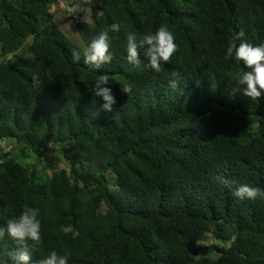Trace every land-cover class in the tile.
<instances>
[{"label": "trees", "instance_id": "1", "mask_svg": "<svg viewBox=\"0 0 264 264\" xmlns=\"http://www.w3.org/2000/svg\"><path fill=\"white\" fill-rule=\"evenodd\" d=\"M58 2L0 0V142L10 148L0 146V226L25 206L39 209L33 261L55 250L69 264H264V199L233 195L241 183L264 189V96L244 95L232 77L247 69L225 59L240 32L264 42V0H78L93 13L92 23L70 16L84 48L121 25L99 70L83 56L73 62L83 49L55 22ZM162 24L178 45L171 61L160 73L142 51L129 63L126 34ZM102 74L117 101L111 112L91 93ZM50 147L67 168L47 172ZM209 234L223 247L202 246ZM17 249L0 240V264H13Z\"/></svg>", "mask_w": 264, "mask_h": 264}, {"label": "clouds", "instance_id": "2", "mask_svg": "<svg viewBox=\"0 0 264 264\" xmlns=\"http://www.w3.org/2000/svg\"><path fill=\"white\" fill-rule=\"evenodd\" d=\"M73 12L92 15V9L77 5L72 9ZM97 18L103 17V9L95 11ZM121 25L113 23L98 32L81 51H73V62H79L83 56L85 65L99 70L103 65L111 63L113 60L112 41L119 37H113L110 33H119ZM244 33L240 32L228 42L226 47V60H234L237 63L242 62L244 69L235 73L233 80L241 85H246L244 95L253 101H258L264 96V42L252 44L241 40ZM241 40L237 46L236 41ZM178 50L175 42V35L169 29L168 25L162 24L152 33L138 35L135 32L126 34V53L129 63L139 65L141 63V51L146 60V67L155 73L162 71L161 64H167ZM178 76V73H174ZM33 81L39 84L38 76H33ZM177 79L170 81V87L177 88ZM110 77L102 74L95 81L91 93L94 97L102 99V109L108 112L112 111V106L117 102L116 97L109 87ZM120 91L123 94L131 95L132 88L129 85H121ZM221 183L227 185L228 180L225 177L218 176ZM240 199L255 201L264 199V189L253 186L248 183H241L233 193ZM7 209L2 210L0 214L6 213ZM39 209L25 206L18 216L9 218L6 227L0 226V240L7 235L16 242L18 249L9 253L13 264H69V253L59 254L53 250L47 257L33 261L31 250L37 249L42 243L41 223L38 219Z\"/></svg>", "mask_w": 264, "mask_h": 264}, {"label": "rangeland", "instance_id": "3", "mask_svg": "<svg viewBox=\"0 0 264 264\" xmlns=\"http://www.w3.org/2000/svg\"><path fill=\"white\" fill-rule=\"evenodd\" d=\"M81 2H87L88 0H80ZM78 5V0H59L58 4L52 8V13L55 18V22L59 25V28L62 32H64L68 39L78 48L83 49L84 44L77 33L75 25L72 23L73 21L70 19L71 14H76L72 9ZM85 8H90L86 6ZM83 20L86 22L92 23L91 15H86L84 13ZM3 58L0 56V64L3 62ZM2 153H6L9 151V146L5 141L0 142ZM43 166L46 168L48 173H53L54 171H58L59 169L67 168V164L63 159L62 155L57 151L50 147L49 151H47L42 160ZM202 246H210L217 245L223 247L221 241H216L211 234H209L208 238L201 244ZM212 257H215V254H211Z\"/></svg>", "mask_w": 264, "mask_h": 264}]
</instances>
